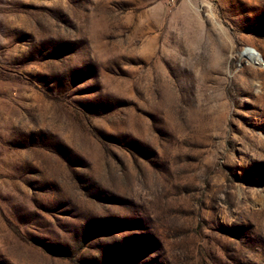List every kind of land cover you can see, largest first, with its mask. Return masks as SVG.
Returning a JSON list of instances; mask_svg holds the SVG:
<instances>
[{"label":"rangeland","instance_id":"rangeland-1","mask_svg":"<svg viewBox=\"0 0 264 264\" xmlns=\"http://www.w3.org/2000/svg\"><path fill=\"white\" fill-rule=\"evenodd\" d=\"M174 1L0 0V264H264V0Z\"/></svg>","mask_w":264,"mask_h":264},{"label":"bare ground","instance_id":"bare-ground-1","mask_svg":"<svg viewBox=\"0 0 264 264\" xmlns=\"http://www.w3.org/2000/svg\"><path fill=\"white\" fill-rule=\"evenodd\" d=\"M249 57H251L252 59H255L256 58V54L252 53V52H248ZM258 57V56H257Z\"/></svg>","mask_w":264,"mask_h":264},{"label":"built area","instance_id":"built-area-1","mask_svg":"<svg viewBox=\"0 0 264 264\" xmlns=\"http://www.w3.org/2000/svg\"><path fill=\"white\" fill-rule=\"evenodd\" d=\"M171 1H172L171 3L175 4V1L174 0H171Z\"/></svg>","mask_w":264,"mask_h":264}]
</instances>
